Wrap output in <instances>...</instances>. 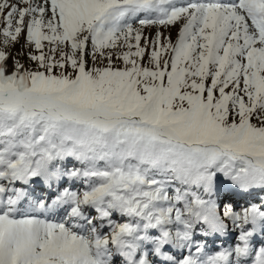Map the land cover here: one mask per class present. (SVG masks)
<instances>
[{
	"label": "snow or ice",
	"instance_id": "1",
	"mask_svg": "<svg viewBox=\"0 0 264 264\" xmlns=\"http://www.w3.org/2000/svg\"><path fill=\"white\" fill-rule=\"evenodd\" d=\"M0 264H264V0H0Z\"/></svg>",
	"mask_w": 264,
	"mask_h": 264
},
{
	"label": "rangeland",
	"instance_id": "2",
	"mask_svg": "<svg viewBox=\"0 0 264 264\" xmlns=\"http://www.w3.org/2000/svg\"><path fill=\"white\" fill-rule=\"evenodd\" d=\"M145 34H149V30L145 29ZM175 36V32H173V37Z\"/></svg>",
	"mask_w": 264,
	"mask_h": 264
}]
</instances>
